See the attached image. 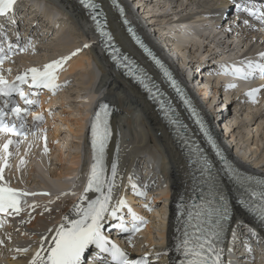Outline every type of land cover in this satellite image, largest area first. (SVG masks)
<instances>
[{
	"label": "bare ground",
	"instance_id": "bare-ground-1",
	"mask_svg": "<svg viewBox=\"0 0 264 264\" xmlns=\"http://www.w3.org/2000/svg\"><path fill=\"white\" fill-rule=\"evenodd\" d=\"M26 1H31V8L35 12L25 7L26 14L23 15L27 25L33 24L34 21L40 23L38 32L31 33L37 46H41L38 53L46 52L48 48H51L52 57L58 54L60 57H69L71 52H75L76 55L67 60L64 71L58 77L61 84L49 101V106L57 109L51 107L46 112L48 114L56 110L55 113L61 122H55L51 116V121L43 124L39 129L40 136L36 142L41 144L37 148H40L42 153L29 152L28 157L23 159L24 163L20 171L15 172L17 164H13L10 172H7L6 179L14 184H18L19 179L26 185L36 188L46 186L45 177L37 175V170L33 166L36 165L43 167L44 175L48 174L50 178L64 180L62 188H67L71 183L69 179L80 174L86 163L88 127L85 119L90 115L92 106L95 109L98 107V101H107L114 111L111 116L113 134L108 155L110 175H112V165H116V176L112 177L111 182L112 200L117 194V199L127 194L133 203L137 198L161 207L160 214L157 215L158 224L142 232L141 237H134L131 245L138 250V253H152L151 264H175L179 258L174 248L176 240L173 230L176 222L172 215L167 225H162L164 220L161 215L165 213L164 204L169 197L171 203L175 204L177 198L191 187L190 176L193 177V175L189 174L186 159L181 155L168 128L162 123V119L153 109V105L146 100L145 95L135 84L122 78L118 71L113 70L107 57L96 49L97 36L95 35L94 38L92 35L89 11L82 9L72 0H22L23 3ZM101 1L109 13V24H103L102 27L113 31L114 39L121 43V50L128 51L125 53L127 56L151 69V65L144 61L131 42L129 41L128 44L125 42V34L113 7H109L104 0H95V2ZM118 2L124 8V21L132 25L135 23L133 30L136 36L133 37L146 42V47L151 52L155 49L150 46L149 41L156 47L157 54L166 50L167 53L162 55L176 64L177 77L182 75L183 78L186 77L192 83H196L197 94L193 93L196 98L195 100L193 96L194 101L200 103L202 99L207 106L205 103L200 104L206 109L210 108L220 120L225 122L224 126H220V130L227 144L225 147L237 167L264 175V82L257 83L258 79L250 82L251 88L245 92L249 86L247 82L250 80L245 81V76L250 77L247 75L250 69L248 65L245 67L241 65L239 67L244 80L218 74L212 78V87H220L224 92L219 94L216 91V94L211 93L209 97V87L211 88L209 77L204 82L195 71H192L197 64L195 58L209 56L212 45L219 50V61L226 65L223 69L232 68L229 64L235 62L226 61L225 59L228 58L255 62L262 58L261 54L264 53V35L256 30L254 24L242 23L228 14L226 5L229 3L219 0H132V2L118 0ZM38 10L41 13L37 15ZM200 13L206 18L200 17ZM193 14L196 15L201 26L209 20L208 32L213 38L208 42L211 44L214 42L212 45L201 44L202 38L184 32L186 30L183 27L186 25L184 22ZM65 17L75 22L76 34H68L65 26L61 21L59 22V19ZM39 19L46 21V24ZM141 26L146 27L147 31L143 30L146 35L141 33L140 36ZM41 29V33H45V38L38 36L41 34L39 33ZM50 30L52 37L60 36L57 41H52V37L46 36ZM170 35L172 37L168 39L167 36ZM43 39H50V42H44ZM186 39H189L188 44L191 47L189 49L185 47L181 51L179 44L182 43L181 41L187 42ZM81 43L90 46L79 51L77 47H80ZM177 43H179L178 48ZM50 55L48 53L46 56L50 57ZM211 58L208 61L212 62L198 66L202 70L220 68L221 66L215 64ZM203 74L205 75L204 72ZM224 103L227 106H224ZM228 105H231L232 119H228ZM243 105L246 106L243 107ZM45 146L47 147L46 157ZM80 168L81 171H79ZM127 181L134 183L135 187L132 190ZM168 185L169 191L164 194V199H161L157 193L163 186L168 187ZM42 190L40 188L35 191ZM47 191L56 190L47 188ZM79 192L80 189L71 194L66 192L61 195H43V193L36 195L34 198L37 201L35 205L37 207L24 212L19 217V222L11 223L2 233L0 232V240L4 241L0 245V264H30L32 257L40 250L42 237L48 238L45 244L51 247V237L55 235V229L64 223V217L68 216L69 220L76 219L78 215L73 209L77 205L84 208L83 205L87 204L89 199L97 198L96 194L80 193L79 197L73 196L74 193L79 194ZM103 193L107 194V188ZM82 196L87 199H81ZM242 218H244L242 214L236 213L234 226L244 230ZM245 221L248 222V220ZM255 246L256 242L252 240L251 248ZM18 248H27L28 251L17 252ZM233 251L236 250L233 248ZM42 254L47 255L46 252ZM261 260L264 262V254L261 255ZM236 261L237 264L242 262L241 258H237Z\"/></svg>",
	"mask_w": 264,
	"mask_h": 264
},
{
	"label": "snow or ice",
	"instance_id": "snow-or-ice-1",
	"mask_svg": "<svg viewBox=\"0 0 264 264\" xmlns=\"http://www.w3.org/2000/svg\"><path fill=\"white\" fill-rule=\"evenodd\" d=\"M15 3L16 0H0V17L7 16L13 10V5ZM79 3L88 10L99 7L94 0H79ZM112 3L115 4L116 0H112ZM242 10L264 23V11L260 9L253 11L250 8H243ZM97 15V13H93L90 18L95 22V30L99 31L102 37H106L104 46L107 48L108 42L112 40V36L101 29L97 21ZM245 23H247V21H245ZM129 31H131V29H129ZM135 39L136 43L144 52L151 56L152 54L149 49L145 47L138 38ZM89 46L88 44L84 45V47ZM12 47V45H9L8 51H11ZM0 53H4V55H0V65H2L7 58V53L3 47H0ZM113 53L111 59L117 61V66L120 68H127L126 74L139 81L145 89L151 92L148 84L145 83L147 74L144 70L138 68L135 62L131 61L128 56H121L119 48H113ZM71 55H76V53L74 52ZM261 56L264 58V53H262ZM118 57L119 60H117ZM70 58L71 56L64 57L60 60L48 63L44 65L43 70L30 68L24 74L17 75L15 80L11 82L5 79L3 75H0V100L3 101V107H0V160L4 161L5 164L12 154L9 151L10 146L16 149L19 148L20 140L13 139V137L27 138L29 133L26 122L27 117L31 116L34 121L43 120V116L34 113L30 108L36 101L30 99L29 95H36L37 93H25L21 86L28 85L30 88L34 89L43 87L55 91V89L59 87V85L56 84V72L62 67L63 63ZM152 58L155 60V57ZM124 61H127V63H123ZM155 62L157 64L160 63L159 60ZM248 67L250 71L247 75H253L255 71L264 74V64L249 62ZM236 71L239 72L240 69H236ZM29 73L31 74L30 83ZM167 75L168 73L165 71V76ZM172 86L176 87L175 83H173ZM153 87H155V85ZM13 93L17 94L24 105L28 107L22 108L19 103H14L6 99L7 97H11ZM249 95H252V93H249ZM107 107V105L103 106L105 121L102 122L100 115L97 114V123L92 125V133L95 137V143L98 145L100 155L94 157L97 163L91 166L90 177L84 189L85 193L92 191L99 192L101 195L96 199H89L87 207L81 208L77 205L73 211L77 213L78 218L69 220L68 216L64 217V223H61L55 229V235L51 237V247L45 244L48 238L42 237L40 241V250L32 257L30 264H86L87 254L91 246H94L95 249H99L101 253H110L112 260L115 261L116 264H140L139 261H129L125 253L116 247L115 244L109 247V240L107 236L102 233V229L105 227V222L108 218L113 220L120 219L121 223L115 226L119 227L122 232L128 231V229L124 227L122 217L118 216L120 210L127 207L126 201L121 198L116 201L115 206L109 208V203L112 200L113 185H108L107 194L102 192L104 181L101 179L102 168L100 167L99 161L102 159L105 141L108 137V129L106 126V117L108 115ZM160 107L163 109L165 105L161 103ZM169 110L170 109H166V112ZM9 116H11V121L8 119ZM46 151L47 147L45 146V152ZM21 163H24L23 159H21ZM4 171V167H0V214L5 216H20L25 208L37 207L29 204L28 201L24 199V197L29 195L35 196L37 193H28L10 187L9 182L6 181L4 176ZM112 175L113 177L116 176L115 164L112 165ZM133 187L135 186L133 185ZM43 195H48V193H43ZM262 196H264V193H262ZM81 199H87V197L82 196ZM45 211H47V209H45ZM128 212L132 214L134 220L140 219L132 212L131 208H128ZM225 219H227V216H225ZM136 230L138 231L139 229ZM49 231L53 230L49 229ZM184 237L181 248L186 259L182 261L181 264H224L222 260V250L215 246L212 235L207 234V232H201L200 235H196L195 233L185 231ZM3 243L4 241L0 240V245ZM16 251L26 253L28 249L18 248ZM42 252H46L47 255H43ZM96 264H102V262L98 261Z\"/></svg>",
	"mask_w": 264,
	"mask_h": 264
},
{
	"label": "rangeland",
	"instance_id": "rangeland-1",
	"mask_svg": "<svg viewBox=\"0 0 264 264\" xmlns=\"http://www.w3.org/2000/svg\"><path fill=\"white\" fill-rule=\"evenodd\" d=\"M25 4H28L27 6H28V8H30L31 7V2H29V1H26L25 2ZM25 10V9H24ZM23 14H26V12H24ZM29 14H30V11H29ZM28 19V18H27ZM226 20H227V18H225ZM39 20H41L42 22H43V24L45 23L46 24V21H44V20H42V19H39ZM62 22V24L65 26V30L67 31V33L68 34H70V33H72V34H76L77 33V27H76V24H75V22H73L71 19H67L66 17L65 18H63V19H59V22ZM50 40V39H49ZM47 41V43L48 42H50V41ZM56 43V42H55ZM42 50V49H41ZM51 50V48H48V50L46 51V52H42V51H40L39 53H38V55H37V61H43V59L45 60V57H46V59H48V58H50L51 56H52V52L50 51ZM49 53V55H50V57L49 56H46L47 54ZM45 55V56H44ZM42 58V59H41ZM185 67H187V66H185ZM223 106V105H222ZM244 106H246V105H243V107ZM252 128V127H251ZM254 131H252V133H253ZM60 138H62V137H60ZM255 149V148H254Z\"/></svg>",
	"mask_w": 264,
	"mask_h": 264
}]
</instances>
